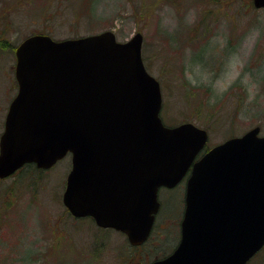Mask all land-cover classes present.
<instances>
[{
    "label": "water",
    "instance_id": "95a60500",
    "mask_svg": "<svg viewBox=\"0 0 264 264\" xmlns=\"http://www.w3.org/2000/svg\"><path fill=\"white\" fill-rule=\"evenodd\" d=\"M264 8V0H253ZM144 37L114 32L16 48L18 93L0 137V179L26 164L50 169L69 153L63 203L141 246L160 210L158 191L187 182L181 243L153 264H247L264 247V135L259 126L209 149V133L161 118L160 82Z\"/></svg>",
    "mask_w": 264,
    "mask_h": 264
},
{
    "label": "rangeland",
    "instance_id": "374dc122",
    "mask_svg": "<svg viewBox=\"0 0 264 264\" xmlns=\"http://www.w3.org/2000/svg\"><path fill=\"white\" fill-rule=\"evenodd\" d=\"M106 31L119 42L143 34L165 125L205 129L208 148L257 126L264 135V9L253 0H0V136L18 92L21 42L34 34L61 41ZM31 166L0 179V264H151L175 249L183 187L159 190L161 215L140 262L124 234L67 212L71 155L48 170ZM263 249L250 264H264Z\"/></svg>",
    "mask_w": 264,
    "mask_h": 264
},
{
    "label": "flooded vegetation",
    "instance_id": "af4514ba",
    "mask_svg": "<svg viewBox=\"0 0 264 264\" xmlns=\"http://www.w3.org/2000/svg\"><path fill=\"white\" fill-rule=\"evenodd\" d=\"M191 175V171H189L188 173H187V175H186V177L177 185V186H175L174 188H172V189H176V188H178V187H183L184 188V195H185V198H186V190H187V182H188V179H189V176ZM167 189V188H166ZM172 189H169V190H172ZM185 207H186V202H185V204H184V211H183V213H182V217H181V219H180V222H179V232H180V235L178 236V242H177V244H176V247H175V249L173 250V252L178 248V246L180 245V243H181V238H182V235H181V226H182V221H183V217H184V212H185ZM67 212L73 217V218H75V219H86V218H89V219H91V221L96 225V227L98 228V229H100L101 231H109L110 229H113V228H106V227H101V226H99V225H97V223H96V221L94 220V218H92V217H82V218H76V217H74L71 213H70V211L67 209ZM160 211H159V213H158V215L156 216V222H155V225H154V228H153V231H152V234H151V236L153 235V232H154V230H155V228L157 227L156 225H157V221H159V217H160ZM113 230H115V229H113ZM126 236V235H125ZM126 239H127V241H128V243L133 247V249H135V250H139L140 252H139V255H140V257H141V260H140V262L141 261H143V259H142V257H143V252H142V248H143V246L145 245H142V246H140V247H136V246H133L130 242H129V240H128V238H127V236H126ZM151 239V237L149 238V240ZM148 240V241H149ZM103 242H102V244H106V243H109V241L108 240H102ZM147 241V242H148ZM172 252V253H173ZM171 253V254H172ZM171 254H169V255H167V256H165V257H163V258H161V259H165V258H167L168 256H170ZM96 257L98 256V255H95ZM161 259H156L155 261H158V260H161ZM155 261H153V262H155ZM152 262V263H153ZM151 263V264H152Z\"/></svg>",
    "mask_w": 264,
    "mask_h": 264
},
{
    "label": "trees",
    "instance_id": "16d2710c",
    "mask_svg": "<svg viewBox=\"0 0 264 264\" xmlns=\"http://www.w3.org/2000/svg\"><path fill=\"white\" fill-rule=\"evenodd\" d=\"M30 167H32L31 165H28V166H26L25 168H23L22 170H24V169H26V168H30ZM33 168H35L34 166H33ZM22 170H20V171H22Z\"/></svg>",
    "mask_w": 264,
    "mask_h": 264
}]
</instances>
